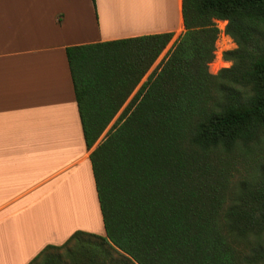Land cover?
Returning a JSON list of instances; mask_svg holds the SVG:
<instances>
[{"label":"trees","instance_id":"obj_1","mask_svg":"<svg viewBox=\"0 0 264 264\" xmlns=\"http://www.w3.org/2000/svg\"><path fill=\"white\" fill-rule=\"evenodd\" d=\"M183 17L185 32L145 82L172 33L66 49L105 236L76 232L30 264H60L49 252L83 236L135 264H264V191L225 211L215 162L264 133V0H183ZM220 32L237 49L214 75ZM88 253L81 263L94 264Z\"/></svg>","mask_w":264,"mask_h":264},{"label":"crops","instance_id":"obj_2","mask_svg":"<svg viewBox=\"0 0 264 264\" xmlns=\"http://www.w3.org/2000/svg\"><path fill=\"white\" fill-rule=\"evenodd\" d=\"M184 32L183 0H0V264L105 236L66 49Z\"/></svg>","mask_w":264,"mask_h":264},{"label":"rangeland","instance_id":"obj_3","mask_svg":"<svg viewBox=\"0 0 264 264\" xmlns=\"http://www.w3.org/2000/svg\"><path fill=\"white\" fill-rule=\"evenodd\" d=\"M95 12L96 10L94 11V13ZM122 20L123 19H119V21H121L122 23V26H124L123 24H125V22L124 20ZM218 40L219 37L217 38V41ZM174 41L175 40L173 39L169 46L160 55L155 63L156 67L154 66L155 68H153L151 72H153L163 61L169 50L172 48ZM221 47L223 50H226V52H229L237 49V44L231 38L230 41L229 39L224 40L221 44ZM225 65H227V68H230L232 66V62L229 61L228 63L222 64L221 66ZM148 76L145 77L143 82L147 80ZM140 86L134 92L132 97L137 93ZM128 103H126V105ZM123 110L124 109H122V111ZM122 111L120 112V114L122 113ZM120 114L116 117V119L103 134L101 140L111 129L113 124L119 118ZM219 158L220 160L218 159L215 161L216 166L217 169L221 170L224 174L225 182L228 185V200L224 206V210L227 211L229 207H231L246 194L249 195L253 193L254 202V197L264 191V133H262L252 144L248 146L240 145L231 153L221 154ZM255 236L256 235H253V245L257 240ZM100 244L101 241L94 237L83 236L81 240L73 241L60 250H51L49 254L59 256L61 258L60 264H84L85 262H87L88 264V260L84 262L82 261L83 263H81L80 260L83 257L81 255V252L84 253L85 251H89L87 255L90 257V260L94 261V264H98L99 262H104L105 264H135L133 261L129 260L130 258L128 256L124 255L122 252H117L107 245H104L103 247L104 250L107 251V255L105 254V252L103 253L101 249L99 251L96 250V248L98 249V246ZM239 247V250L242 253L247 254L249 252V248L244 246V244L239 245ZM43 259L44 257H41L38 263H41Z\"/></svg>","mask_w":264,"mask_h":264},{"label":"built area","instance_id":"obj_4","mask_svg":"<svg viewBox=\"0 0 264 264\" xmlns=\"http://www.w3.org/2000/svg\"><path fill=\"white\" fill-rule=\"evenodd\" d=\"M217 28L221 30V25L218 24ZM226 39H229V41H230L231 37L227 36V35H224V34H222L220 32L219 33V40L217 41V44H216L215 58H214V61L210 65L211 72L214 75L218 74L221 70L227 68V65L221 66L222 64H226V63L229 62V61H226L225 58H224V54L226 53V50H223L222 47H221V44Z\"/></svg>","mask_w":264,"mask_h":264}]
</instances>
